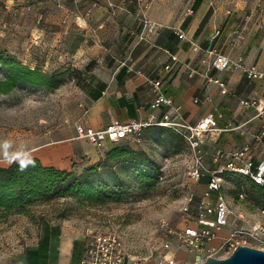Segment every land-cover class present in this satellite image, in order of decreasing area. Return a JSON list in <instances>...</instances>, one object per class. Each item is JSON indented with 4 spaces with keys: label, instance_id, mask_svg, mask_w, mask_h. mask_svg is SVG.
<instances>
[{
    "label": "rangeland",
    "instance_id": "rangeland-1",
    "mask_svg": "<svg viewBox=\"0 0 264 264\" xmlns=\"http://www.w3.org/2000/svg\"><path fill=\"white\" fill-rule=\"evenodd\" d=\"M38 1L0 0V55L38 68L45 74L47 82H17L12 90L0 95V142L8 140L11 142V152L27 151L30 156L39 157L45 165L66 168L77 175L92 176L93 173L87 171L90 165L102 161L111 147L127 143L135 149H142L158 168H144V173L151 175V178L140 184L136 179L135 166L110 162L101 167L100 176L112 181L116 175L123 186L113 189L116 194L103 203L93 204L71 196L51 197L32 201L26 208L27 212H12L0 217V264L21 263L22 254L34 244L38 233L43 232L40 226L42 218L51 220L69 216L85 217L87 225L99 229L116 230L130 255L156 257L163 243L175 241V232L191 220L204 190L203 181L191 179L186 174L194 164V153L181 133L162 124L143 127L140 141L130 137L119 143L107 141L102 147L91 143L94 153L100 156L97 161L79 152L74 153L69 137L76 133V126L87 108V97L79 73L95 64L92 58L86 62L87 65L78 63V49L84 45L90 50L101 44L98 27L93 24L96 21L94 13L100 4L105 6L106 2L89 0V6L94 1L99 5L92 9L86 22L77 24L75 16L89 7L88 2L66 1V8L74 15L68 31L64 32L61 25L54 21L57 20L60 5L54 11L40 8V19H36L35 12L31 10L23 14L17 11L22 5L36 4ZM196 1L115 0L119 7L127 6L140 17L166 25L186 15L185 11L190 6L194 12ZM54 3L57 5L58 2ZM213 5L222 8L226 15L245 12L239 28L250 32L249 29L259 27L264 33V0H215ZM113 33V30H109L107 35L112 37ZM86 54L85 51L81 55ZM6 73V70L0 69V79H4ZM263 86L264 82H261L259 88ZM69 157L72 159L66 164ZM10 164L0 154V165ZM147 165L150 166V163L147 162ZM223 193L236 209L246 204L252 213L257 210L256 203H264L259 190L241 175H225ZM240 194H243V198ZM190 196L191 202L188 201ZM185 206L189 210H185ZM250 217L258 218V215L251 214ZM222 230L228 233L229 227ZM227 254L228 251L221 253V256L226 257Z\"/></svg>",
    "mask_w": 264,
    "mask_h": 264
},
{
    "label": "crops",
    "instance_id": "crops-1",
    "mask_svg": "<svg viewBox=\"0 0 264 264\" xmlns=\"http://www.w3.org/2000/svg\"><path fill=\"white\" fill-rule=\"evenodd\" d=\"M66 1L72 0H39L36 4L22 5L17 11L23 14L31 10L40 19V8L54 11L61 6L56 16L58 21H54L65 32L74 15L66 8ZM214 1L197 0L193 13L169 25L158 22L150 31L147 18L127 6L119 7L115 0H102L106 5L96 8L93 23L98 27L101 44L90 50L84 45L78 49V63L87 65L91 58L95 60V64L79 73L87 97V108L80 123L95 129L114 120L147 122L144 127L161 125L159 122L171 112V107L158 101L149 82L160 78L165 95L172 99L174 106L180 107L179 115L173 113L170 119L195 124L210 113L215 114L219 129L208 130L200 146L208 167L219 168L229 152L246 144L251 145L255 158L261 159L264 156V86H259L264 79H250L238 67L218 71L212 65L211 52L242 57L246 63L264 70V33L259 27L249 29L250 32L240 29L246 13L226 15L222 8L214 7ZM86 2L89 6L90 1ZM109 30L114 32L112 37L107 35ZM179 31L185 33L184 38L179 37ZM85 51L87 54L82 56ZM171 55H177L178 60L173 61ZM168 64L170 69L166 68ZM210 78L223 81L225 88ZM242 100L252 104L244 105ZM218 113L222 117L217 118ZM76 135L77 130L69 137L74 153L84 154L92 161L99 160L91 142ZM71 159L65 163L69 164ZM40 226L43 232L38 233L34 244L22 254L24 260L20 264H81L85 251V217L42 218ZM225 236V231H219L212 245H219Z\"/></svg>",
    "mask_w": 264,
    "mask_h": 264
},
{
    "label": "built area",
    "instance_id": "built-area-1",
    "mask_svg": "<svg viewBox=\"0 0 264 264\" xmlns=\"http://www.w3.org/2000/svg\"><path fill=\"white\" fill-rule=\"evenodd\" d=\"M97 5H99L98 2L94 1L83 13L76 14L77 24H82ZM110 5L115 6L113 3ZM191 13H193L192 6L185 11L186 15ZM147 24L150 31L158 26L156 21L149 20ZM218 33L219 30L216 31V34ZM178 34L180 38L185 37V33L182 31H179ZM211 53L213 54L212 65L218 71L238 67L250 79H264V70L255 64L246 63L242 57L233 58L214 51ZM171 59L177 61L178 57L171 55ZM166 68L170 69L171 65H166ZM129 69L134 71L131 66ZM136 72L141 74V71ZM209 80L218 83L223 89L225 88L224 82L218 78ZM149 82L157 94L158 101L171 107V112H167L159 123L173 127L181 133L194 153V164L187 169V176L199 181L206 174L210 177L209 182L198 199L191 220L186 226L175 232V241L167 240L163 243L160 253L156 257L139 258L130 255L121 235L116 230H103L88 224L85 228V251L80 263L192 264L203 262L210 256L222 257L221 253L226 251H228V256L239 245L264 249V207L257 206L254 213L246 208V204H241L240 208L236 209L235 204L228 200L222 190V173L225 171L242 174L264 189V156L261 159H256L251 145L246 144L229 152L226 162L219 168L208 167L204 163L200 146L208 130L219 129L215 114L210 113L195 124L170 119V115L173 113H176V116L179 115L180 107L174 106L172 99L165 95L160 78L149 79ZM242 103L244 105L252 104L248 100H242ZM218 117H222V114L218 113ZM146 124L148 123L137 120L125 122L114 120L103 128L95 129L78 123L76 137L86 139L98 147H102L107 141L119 143L130 137L140 141L142 128ZM240 196L243 198V194ZM188 201H192V196L188 197ZM184 208L189 210L188 206ZM251 214L258 215V218L250 217ZM210 215L213 218H209ZM224 227H229V232H226V236L219 245H212V241L217 237L219 231H223Z\"/></svg>",
    "mask_w": 264,
    "mask_h": 264
},
{
    "label": "trees",
    "instance_id": "trees-1",
    "mask_svg": "<svg viewBox=\"0 0 264 264\" xmlns=\"http://www.w3.org/2000/svg\"><path fill=\"white\" fill-rule=\"evenodd\" d=\"M0 69L7 72L5 78L0 79V95L12 90L17 82L47 83L45 74L38 68L23 65L12 57L0 55ZM140 156L144 159H141ZM138 157L139 159L136 160ZM30 159L33 163L25 166H21L18 161L12 162L8 166L0 165V217H5L12 212H27L26 208L32 201L51 197L71 196L93 204L103 203L105 199L116 194L113 189L123 186L122 181H119L116 175L112 181H107L100 176L101 167L110 162L129 163L135 166L136 179L140 184H143L145 179L151 178V175L144 173V168H158L155 161L148 157L142 149H135L129 143L111 147L102 161L90 165L87 171L93 173L92 176L77 175L66 168L45 165L37 156H30ZM147 162L150 163V166L147 165ZM228 174L241 175L248 179L264 199V189L259 184L239 173L225 171L222 176ZM209 179L210 177L205 174L200 180L206 186ZM255 205L264 207V203Z\"/></svg>",
    "mask_w": 264,
    "mask_h": 264
},
{
    "label": "water",
    "instance_id": "water-1",
    "mask_svg": "<svg viewBox=\"0 0 264 264\" xmlns=\"http://www.w3.org/2000/svg\"><path fill=\"white\" fill-rule=\"evenodd\" d=\"M192 264H264V249L239 245L226 257L210 256Z\"/></svg>",
    "mask_w": 264,
    "mask_h": 264
},
{
    "label": "clouds",
    "instance_id": "clouds-1",
    "mask_svg": "<svg viewBox=\"0 0 264 264\" xmlns=\"http://www.w3.org/2000/svg\"><path fill=\"white\" fill-rule=\"evenodd\" d=\"M11 142L5 140L0 142V154H2L3 158L7 160L9 163L18 161L21 166H25L26 164L33 163L30 159V153L24 150L19 151H10Z\"/></svg>",
    "mask_w": 264,
    "mask_h": 264
}]
</instances>
